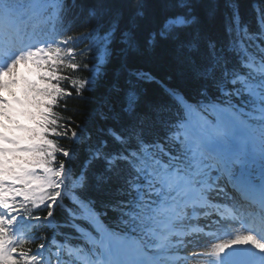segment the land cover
<instances>
[{
	"label": "trees",
	"instance_id": "1",
	"mask_svg": "<svg viewBox=\"0 0 264 264\" xmlns=\"http://www.w3.org/2000/svg\"><path fill=\"white\" fill-rule=\"evenodd\" d=\"M37 21L50 40L41 80L30 89L18 81L22 125L4 128L17 144L38 146L0 153V174L20 171L29 186L19 199L0 180L8 210L0 226L6 217L23 229L0 234L11 241L8 264H45L33 254L39 245L49 264L59 253L71 260L66 248L80 243L58 195L73 211L91 208L108 229L134 231L147 218L141 200L152 196L138 189L148 178L146 151L178 149L172 134L183 109L172 94L195 106L251 109L255 98L239 76L254 88L264 83L251 68L264 61V0H63Z\"/></svg>",
	"mask_w": 264,
	"mask_h": 264
},
{
	"label": "bare ground",
	"instance_id": "2",
	"mask_svg": "<svg viewBox=\"0 0 264 264\" xmlns=\"http://www.w3.org/2000/svg\"><path fill=\"white\" fill-rule=\"evenodd\" d=\"M222 114L226 115L225 113ZM219 123L220 125H205L197 121L200 126L199 129L210 132L207 137L212 141L214 149L227 156L232 173L252 179L254 182L253 187L259 190L261 185L263 186L264 150L261 151V154L256 153L253 151V147L255 145L258 146L255 143L261 141L254 135L246 138L233 137L234 134L236 136L242 134V130L235 123H233L234 126L232 128L227 129L229 134L227 135L224 124H222L221 120H219ZM243 136L245 137L246 135L243 134ZM249 140L252 144H248ZM203 190L204 196L207 197H218L221 195L220 192L211 187ZM195 191L198 194H190L192 197L200 195L196 189ZM190 211L192 212L190 216V231L183 238L186 246L182 248L180 253L186 254L193 261L191 264H238L244 256L241 253L254 257L255 264H263L264 251L261 252L258 249L264 250V235L259 232L256 234L249 231L250 225L256 226L257 231H259L258 226L260 225L252 224L247 218L241 224L236 219L238 216H233L231 213L226 217H223V214L220 213V217L217 218L216 215L221 211L213 207L210 208V206L208 208L204 207L201 204L191 205ZM239 212L237 211V213ZM98 230L102 237L110 240L99 228ZM222 251L225 252L212 256V254ZM231 251L234 252L227 253ZM121 258L127 264H132L133 262L129 257L121 256ZM136 264H140V262Z\"/></svg>",
	"mask_w": 264,
	"mask_h": 264
},
{
	"label": "rangeland",
	"instance_id": "3",
	"mask_svg": "<svg viewBox=\"0 0 264 264\" xmlns=\"http://www.w3.org/2000/svg\"><path fill=\"white\" fill-rule=\"evenodd\" d=\"M36 45H31L30 48H34ZM39 47V51L42 52V47L41 45H38ZM30 57L29 58H24V57H18L15 60H12L11 65L7 68L3 69L2 75L0 77V103L2 104V108L0 111V127L3 123V121L8 119V115H10V108H11V100L15 99L14 97L11 99L8 98L4 95V85L10 83L12 80H18L19 77L22 75H24V79L28 82V83H32L34 82V80L36 79L37 73L36 70L33 67H29L28 63L30 62ZM24 69V70H23ZM11 97V96H10ZM225 109V108H223ZM197 112V119H199L200 121H204L205 117H204V113L202 112ZM231 112V111H230ZM212 115L215 117V124H217V120H216V113H214V111L212 110ZM231 115L233 116V118H236V120L241 123L244 127L245 124L242 122V120L240 118H238L237 115H235L233 112H231ZM207 120V119H206ZM241 120V121H240ZM188 124H187V129L186 131L188 132V135L192 134L193 132L197 131V126H196V121L194 120H188ZM1 133V132H0ZM8 140H10V137H6ZM3 143L2 140H0V144ZM256 152V151H255ZM261 153V151H259ZM258 152V153H259ZM212 172V169H210L209 167L204 169V172ZM200 180L202 182H207L209 183L211 181V179L207 178L206 176L203 178H200ZM213 180V179H212ZM202 184V183H201ZM180 188V187H179ZM188 195H185L183 198V202L186 203ZM183 209V213L186 214L187 213V208H182ZM166 217V215H165ZM167 219V217H166ZM166 219L163 218L164 221V225L166 226L168 233H170L173 229V227H179L182 226L185 222H187L188 220V216L185 217V219H182V217L178 216V218L173 219L170 217V219L172 221H166ZM186 230V229H185ZM82 235L88 239L90 241V243L96 241L97 243V250L95 251V259L94 262H97V260L101 259L104 257V254L106 253H112L114 254V252H117L115 249H113V247H111L108 243H106L105 241H103L102 239L96 240L95 237L91 236L89 233L85 232V231H81ZM167 233V234H168ZM119 242V246L124 249V251H120V253H123L124 255H127L128 253L132 254V257L134 259H139V253L142 254V251L134 244L133 240L130 238H123L120 236H115ZM159 241L162 240H166V236L163 235L161 237H158ZM169 242H172L175 246V250L172 253H176V251H181L182 248H184L186 246V243L184 242V240L181 237L178 236H173L171 237V240H169ZM114 250V252H113ZM172 253L169 255L170 257H172ZM173 258V257H172ZM178 261L176 264H191L192 262L190 260H184L181 258H176ZM143 260L145 262V264H150L149 262H147V259L143 256ZM112 264H119V261L116 260L115 262H112Z\"/></svg>",
	"mask_w": 264,
	"mask_h": 264
}]
</instances>
